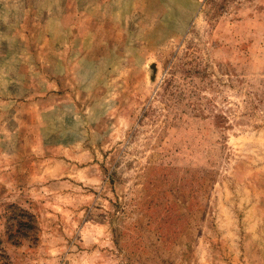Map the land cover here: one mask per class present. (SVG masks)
<instances>
[{
    "label": "rangeland",
    "instance_id": "rangeland-1",
    "mask_svg": "<svg viewBox=\"0 0 264 264\" xmlns=\"http://www.w3.org/2000/svg\"><path fill=\"white\" fill-rule=\"evenodd\" d=\"M10 48L63 88L0 103V264H264V0H0Z\"/></svg>",
    "mask_w": 264,
    "mask_h": 264
},
{
    "label": "crops",
    "instance_id": "crops-1",
    "mask_svg": "<svg viewBox=\"0 0 264 264\" xmlns=\"http://www.w3.org/2000/svg\"><path fill=\"white\" fill-rule=\"evenodd\" d=\"M32 49L33 52L31 53L29 62L26 61L27 57L24 59L22 49L20 48H10L8 51L4 50L1 55L3 62L0 63V103H3L5 106L7 103H13L15 106V117L18 119L22 118L24 104L31 103L33 107L39 108L45 103L43 98L38 97L40 85H45L46 83L52 89L57 86L63 88V83L60 86L59 80L55 79V76L52 75V71H56V65L51 63L50 59H46V50H44L43 54L46 60V63L43 64L45 66H40V56L43 55H40L38 50H34L36 48ZM6 56L10 61H6ZM58 57L64 62V54H60ZM40 71L48 75L43 77ZM50 95H54L53 100L55 101L58 97H64L66 94L61 90H56L54 93H50ZM50 98L52 96L48 99ZM2 133L7 135L6 130Z\"/></svg>",
    "mask_w": 264,
    "mask_h": 264
}]
</instances>
